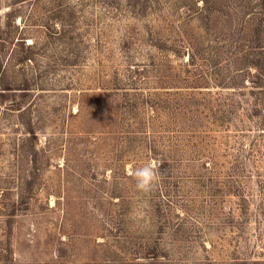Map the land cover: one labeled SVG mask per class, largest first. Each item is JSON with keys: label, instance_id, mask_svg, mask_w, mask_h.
<instances>
[{"label": "rangeland", "instance_id": "obj_1", "mask_svg": "<svg viewBox=\"0 0 264 264\" xmlns=\"http://www.w3.org/2000/svg\"><path fill=\"white\" fill-rule=\"evenodd\" d=\"M0 264H264V0H0Z\"/></svg>", "mask_w": 264, "mask_h": 264}, {"label": "clouds", "instance_id": "obj_2", "mask_svg": "<svg viewBox=\"0 0 264 264\" xmlns=\"http://www.w3.org/2000/svg\"><path fill=\"white\" fill-rule=\"evenodd\" d=\"M130 175L136 180L137 190L150 192L159 184L162 173L159 171L157 162L153 160L144 166L135 169Z\"/></svg>", "mask_w": 264, "mask_h": 264}]
</instances>
